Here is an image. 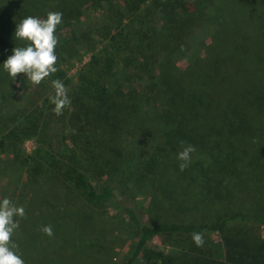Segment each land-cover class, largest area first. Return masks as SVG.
Returning <instances> with one entry per match:
<instances>
[{
	"label": "rangeland",
	"instance_id": "1",
	"mask_svg": "<svg viewBox=\"0 0 264 264\" xmlns=\"http://www.w3.org/2000/svg\"><path fill=\"white\" fill-rule=\"evenodd\" d=\"M171 1H180L186 8L190 0ZM144 5L150 6L148 2ZM199 5L203 4H197L194 16L196 19L202 16L201 20L180 33L173 42L170 39L168 46L165 45L172 47L171 59L180 69L208 54L206 46L217 31L207 9ZM49 11L58 12L50 7L47 8ZM144 13V10L136 15L126 13L122 0H85L79 11L59 30L56 29V47L67 51L57 54L55 49L58 57L55 73L39 85H33L22 73L14 78L8 73L0 77L6 93L0 97V136L6 134L10 137V146L0 147V201L8 198L25 210L23 218L14 217L19 227L12 235V242L17 245L14 251L25 264H120L135 242L136 229L124 216L102 206H93L68 181L70 178L64 177L72 166V155L76 156L68 137L72 129L64 122L70 104L62 115H55V105L50 102L55 95L52 81L60 80L69 98L76 84L83 85L89 79L81 73L87 72L91 61L96 72L91 82L101 84L105 80L102 73L107 72L109 80L122 86L124 91L134 89L136 98L144 103L143 130L121 128V156L114 161L117 167L114 170L109 168L108 173L102 176L94 172L90 176L92 181L101 179L114 185L121 202L132 208L140 221L152 225L176 217L206 218L211 215L208 212L211 209L250 207L259 196L255 181L256 177L264 175V164L259 160L257 165V160L250 155H254L253 149L262 144L255 134L244 133L224 144L221 142L218 149L211 140L197 142L199 144L184 140L180 133H174L172 125L165 121L161 123V118L150 112L145 119L146 111L155 110L164 101V86L156 66L158 53L145 52L149 56L146 57L148 65L144 66V58L139 55L143 59L140 62L133 52L143 42L139 31L151 28L153 31L163 23L158 16L151 13L146 16ZM44 14L31 16L41 18ZM15 27L12 39L1 43L3 47L26 45L25 41L15 37ZM162 32L160 39L151 34L161 43L159 47L165 43ZM112 35L114 41L111 45L108 39ZM3 37L4 34H0V40ZM154 42L156 44L152 46L157 47L158 42ZM146 47L148 50L151 45L146 44ZM97 51L111 52L109 58L114 60L104 65ZM133 101L136 102L135 99ZM181 127L186 132L190 127L193 129L192 125ZM146 131L149 133L140 134ZM181 141L195 148L184 170H180L182 161L177 159ZM106 143L118 145L116 140L106 139ZM209 154H214L220 165L211 173L207 171ZM148 158L152 162L145 168ZM223 165L225 169L218 170ZM50 183L58 187L57 193L48 188ZM31 186L39 188L33 190ZM183 194L188 198L184 204L187 211L176 212V202ZM67 200L70 202L68 207ZM259 201L263 202L259 205L264 204V197ZM77 213H81V220L75 219L79 217ZM48 215L63 218L61 220L66 224L74 220L79 225L80 234L62 237L61 224H56ZM45 225L52 226V237L40 230ZM239 228L244 230L245 227ZM252 233L264 237V226ZM222 235L217 233L208 238L218 246L222 243ZM37 237L43 238V242L35 241ZM189 244L190 239L173 236L165 239L155 237L148 246L166 253L180 251Z\"/></svg>",
	"mask_w": 264,
	"mask_h": 264
},
{
	"label": "trees",
	"instance_id": "2",
	"mask_svg": "<svg viewBox=\"0 0 264 264\" xmlns=\"http://www.w3.org/2000/svg\"><path fill=\"white\" fill-rule=\"evenodd\" d=\"M84 2L85 0H0V34H4L0 40V77L7 73L3 69V62L12 55L13 49L3 47L1 43L12 39V29L21 17L45 13L41 18H46L47 8L50 7L63 14L62 23L56 28L59 30L68 18L79 11ZM147 2L150 6L144 5ZM197 4H203L199 6L207 9L217 31L211 36L209 46H206L208 54L201 59L192 60L189 66L180 69L171 59L172 47L165 45L168 46L170 39L173 42L180 33L201 20L202 16L199 19L194 16ZM122 6L128 14L136 15L144 10L146 16L151 13L163 22L161 27L154 28L153 31L152 28L149 31H139L143 42L133 50L140 62L143 59L139 55L144 58V66L148 65L146 57L149 56L145 52L150 51L154 55L158 53L156 66L164 86V101L155 110L146 111L145 119L150 112L156 118H161V123L165 121L172 125L174 133H180L184 140L193 144L211 140L218 149L221 142L224 144L244 133L250 136L255 134L262 144L253 149L254 155H250L257 160V165L259 160L264 164V0H190L186 8L180 1L122 0ZM160 31L165 36V43L161 47L156 38L160 39ZM108 40L112 45L114 36ZM154 41L158 42L157 47L152 46L156 44ZM146 44L151 45L148 50ZM199 45L202 43L199 42ZM56 49L57 54L67 51L60 47ZM97 53L104 65L114 60L109 58L111 52ZM91 66L92 61L87 72L81 73L89 77L84 82L88 85L76 84L69 96L70 109L64 116V122L72 129L68 137L76 152V156L73 154L70 159L72 166L67 169L69 174L64 177L70 178L68 181L82 193L87 202L121 214L136 229L135 242L120 264H264V237L252 233L254 229L264 226V204L259 205L263 203L259 200L264 197V175L256 177L255 186L259 196L250 207L220 211L211 209L208 212L212 216L208 215L206 218L176 217L174 220H164L152 225L144 224L132 208L121 202L114 185L101 179L92 181V172L102 176L108 173L109 168L114 170L117 167L114 161L121 156V128L128 127L129 131L143 130L144 103L136 98L134 89L124 91L122 86L109 80L107 72L102 73L105 80L101 84L91 82L96 75L94 66ZM3 89L0 79V97L6 94ZM182 125H192L193 129L190 127L186 132ZM147 133L149 132L140 134ZM106 139L116 140L115 144L118 145L104 144ZM4 145L10 146V137L6 134L0 136V147ZM151 154L152 152L149 155ZM228 155L234 157L232 153ZM208 159L209 173L220 167L214 154H209ZM151 162L148 158L144 167H148ZM223 169L225 165L218 170ZM31 188L35 190L39 187ZM48 188L54 192L58 189L52 183ZM68 200L67 207L70 205ZM187 201L188 198L183 194L176 202L174 211H187L184 205ZM77 214L79 217L75 219L81 220V213ZM48 216L56 224H61L59 230L62 237L80 234L79 225L74 220L66 224L61 220L63 218ZM239 227L245 228L241 230ZM193 232L203 234L202 247L193 243ZM217 233L223 234L222 243L218 246L208 238ZM61 236L59 237L62 238ZM173 236L190 239L191 244L180 251L166 253L148 246L155 237L165 239ZM34 240L43 242L40 237Z\"/></svg>",
	"mask_w": 264,
	"mask_h": 264
},
{
	"label": "clouds",
	"instance_id": "3",
	"mask_svg": "<svg viewBox=\"0 0 264 264\" xmlns=\"http://www.w3.org/2000/svg\"><path fill=\"white\" fill-rule=\"evenodd\" d=\"M63 14L49 11L46 18L27 16L21 19L15 27L14 35L17 39L25 41V46H17L12 49V55L3 62V69L12 78L17 74H24L33 85H39L44 79L57 71L56 46L58 39L56 28L62 23ZM52 86L55 95L50 98V102L55 105L53 111L55 115L63 114V110L70 104L67 89L60 80H53ZM181 151L177 154V159L182 161L179 164L180 170H184L191 161V153L195 151L194 146L180 142ZM25 216L23 207L15 206L8 198L0 201V264H25L24 260L14 249L17 245L12 242V235L19 227L14 217ZM45 235H54L51 225L42 226L40 229ZM191 239L197 247L204 245L202 233L193 232Z\"/></svg>",
	"mask_w": 264,
	"mask_h": 264
}]
</instances>
